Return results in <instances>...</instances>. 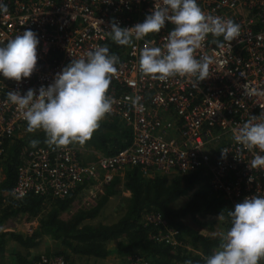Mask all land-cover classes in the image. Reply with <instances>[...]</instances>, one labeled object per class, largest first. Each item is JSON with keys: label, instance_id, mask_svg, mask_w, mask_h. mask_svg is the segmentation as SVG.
<instances>
[{"label": "built area", "instance_id": "1", "mask_svg": "<svg viewBox=\"0 0 264 264\" xmlns=\"http://www.w3.org/2000/svg\"><path fill=\"white\" fill-rule=\"evenodd\" d=\"M7 13L0 14V46L16 35L32 30L37 34V66L21 82L0 75V183L7 147L13 140L29 136L27 122L15 105L7 101L8 91L47 87L73 58H82L96 46H107L120 59L118 75L108 95L114 97V111L105 118L119 120L131 132V142L109 156L90 163L71 146L57 148L47 143L29 146L16 169V181L5 198L20 201L29 195L64 199L89 187L85 204L94 202L100 189L128 169L137 168L143 177L187 175L201 170L211 192L229 201L230 211L245 197H264V167L252 168L253 153L237 144L232 129L251 115L264 112V0H197L208 14L232 19L241 26L231 45L218 48L211 34L198 50L215 63L211 77L194 86L188 77L165 81L141 73L139 54L146 40L162 47L174 27L166 23L160 33L150 34L133 46H120L108 34L111 22L131 28L151 14L155 0H0ZM102 21V22H101ZM223 42V37L218 38ZM257 94H249L248 90ZM140 97L139 105L132 101ZM38 131V130H37ZM228 149L226 158L221 151ZM255 154L264 155L259 150ZM3 174V175H2ZM5 198L2 200L4 203ZM146 224L164 226L159 214L145 217ZM179 232L164 229L151 237L169 246L179 245ZM28 264H69L63 256L40 254ZM125 264H150L141 256ZM264 264V260L260 261Z\"/></svg>", "mask_w": 264, "mask_h": 264}, {"label": "clouds", "instance_id": "2", "mask_svg": "<svg viewBox=\"0 0 264 264\" xmlns=\"http://www.w3.org/2000/svg\"><path fill=\"white\" fill-rule=\"evenodd\" d=\"M7 13V5L0 3V14ZM102 22V21H101ZM166 23L174 27L165 37L162 47L146 40L139 54V68L143 75L165 81L171 77L194 78L197 86L211 75L213 57L198 50L211 34L218 48L236 40L241 26L232 19L206 14L197 0H155L151 14L143 23L123 28L111 22V39L120 46H135L134 41L144 40L150 34L160 33ZM223 37V42L218 38ZM39 40L32 30L16 35L0 46V75L7 80L21 82L32 76L37 66ZM120 59L110 53L107 46H96L82 58H73L54 82L47 87L8 91L7 101L20 111L27 122L28 133L42 130L46 143L57 148L73 143L84 145L100 127L106 115L114 111V97L108 95L112 79L118 75ZM257 94L256 90H248ZM140 97L132 103L139 105ZM234 139L243 149L252 152V168L264 167V112L251 115L242 125L232 129ZM38 141L33 140L35 147ZM226 158L228 149L220 150ZM231 227L221 233L219 249L207 259L206 264H260L264 260V197L248 196L229 211ZM218 219L222 220L220 215ZM185 264H192L190 260Z\"/></svg>", "mask_w": 264, "mask_h": 264}, {"label": "trees", "instance_id": "3", "mask_svg": "<svg viewBox=\"0 0 264 264\" xmlns=\"http://www.w3.org/2000/svg\"><path fill=\"white\" fill-rule=\"evenodd\" d=\"M46 139V134L41 130L33 140L38 141L36 146H41L46 144ZM130 142L129 128L118 119L109 117L101 121L98 130L84 145L104 155H112ZM8 149L4 179L0 183V222L21 216L24 221L35 219L38 226L28 234L15 233L11 229L1 231L0 251L7 239L29 249L35 247L42 237H48L74 255L101 259L111 254L117 257L141 256L150 264H185L187 260L192 264H206L207 259L219 249L221 237L204 235L184 223L187 217L229 216V201L209 190L204 171L173 177L158 175L146 178L139 169H128L122 179V186L130 193L124 215L112 224L89 225L84 222L95 218L109 197L116 193L119 179L114 178L104 186L103 195L93 207L79 209L63 219L62 213L70 209L79 190L57 200L33 195L20 201L5 198V194L8 195L15 184L17 166L28 146L26 148L25 143L15 140L12 144L9 143ZM197 186L199 188L192 192L180 208H172L175 201ZM151 211L159 213L169 227L179 232V245L173 247L151 238L156 230L140 223L142 215ZM229 220L231 222V217ZM112 244L114 246L110 247ZM63 253L55 255L63 256ZM28 263L26 258L19 257L17 264Z\"/></svg>", "mask_w": 264, "mask_h": 264}, {"label": "rangeland", "instance_id": "4", "mask_svg": "<svg viewBox=\"0 0 264 264\" xmlns=\"http://www.w3.org/2000/svg\"><path fill=\"white\" fill-rule=\"evenodd\" d=\"M39 131H41V130L33 132V133L29 134V136H27L26 138H23V140H21L23 143H25L26 148H27V146L28 147L31 146L30 141H32L34 139V136L37 133H39ZM14 141L15 140H13L11 142V144ZM69 146L76 149L78 155H80L82 158L86 159V158H90V156L94 157L93 155H95L94 151H92L89 147L87 148L85 145H80L79 143H73V144H70ZM8 147H9V144H8ZM8 147H7V153L9 150ZM96 154H97V152H96ZM5 164H6V160L4 159V162L1 165V168L3 171H4V165ZM173 176H175V175H171L169 177H173ZM198 188L199 187L197 186L194 190L190 191L184 197L177 200L174 203V206H179V204L181 203V200L183 201L184 198L188 199V197L192 194V192L196 191ZM88 192H90V191L88 190L84 194L82 192V195H80V198H82V199H80L78 201V203H76V204H74V206H72L71 211L69 213L62 214L63 219H67L72 212H76V210H78L80 208V206H82V204L86 203L87 199L89 198ZM101 195H103V189H101V192L97 193L96 199L94 200L95 203ZM126 195H127V192H125V189L122 186V184L121 183L118 184L116 186V193L109 197V199L107 200L105 205L99 211L98 215L91 220H86L84 223L89 224V225H97V224H110L112 222H115L125 212L127 202H128V197ZM83 198H84V200H83ZM94 202H92V205H90V207L95 205ZM184 223L186 225H188L189 227L193 228L195 231H198L200 233H203L204 235L211 236V237H221V233H226V231L229 230L231 227V222L226 217H223L222 220L218 219V217L213 218L212 216H205V217H199L198 216V217H195L194 219L187 217L184 220ZM0 225L5 226L6 228H9V229L24 230L26 233L27 232L29 233L32 230H35L36 229L35 227L38 226L35 219L24 221V219L21 216L4 220V221L0 222ZM179 237H180V235H179ZM179 237H178V241H179ZM49 245L53 246L54 244L52 242H50ZM57 247L54 248L53 250L49 251V252H52V253L61 252L62 250H60ZM61 248H63V247L61 246ZM15 250H16V253L18 251H20L22 254H24L26 252L23 248H21L18 245H16ZM30 253H31V255H36V256L39 255V254H34V251H30ZM32 257H34V256H32Z\"/></svg>", "mask_w": 264, "mask_h": 264}, {"label": "crops", "instance_id": "5", "mask_svg": "<svg viewBox=\"0 0 264 264\" xmlns=\"http://www.w3.org/2000/svg\"><path fill=\"white\" fill-rule=\"evenodd\" d=\"M109 118V117H108ZM106 119V118H105ZM91 149V148H90ZM92 151H94L93 149H91ZM96 152H97V154H96ZM94 154L95 155H93L94 157H92V156H90V158H86V161L87 162H90V163H92V162H94V161H96V158L98 157V156H109V155H104V154H102V153H100V152H98V151H94ZM114 178H117V179H119L120 180V183L122 184V179H123V175H120V176H116V177H114ZM147 178V177H146ZM104 187V186H103ZM103 187L101 188V189H103ZM89 187H85L84 188V190L86 191L87 189H88ZM101 189H100V191L99 192H101ZM85 191L83 192V194L85 193ZM125 192H127V197H128V201H129V198H130V193L127 191V190H125ZM80 195H82L81 193L80 194H78V196H77V198L75 199V201L72 203V205H71V207H70V209L68 210V211H66V212H64V213H69L70 211H71V208H72V206H74V204H76V203H78V201L80 200V199H82V198H80ZM184 197V196H183ZM79 198V199H78ZM182 198V197H181ZM181 198H179V199H181ZM178 199V200H179ZM83 200H84V198H83ZM186 200L187 199H183V201L181 200V203L179 204V206H174V203L176 202H174L171 206H172V208H175V209H178V208H180L185 202H186ZM95 203V202H94ZM93 203V204H94ZM85 205V206H84ZM90 205H92V202H90L89 200H88V203L87 204H82V206H80V208L79 209H84L85 207L86 208H88V207H90ZM94 206V205H93ZM92 206V207H93ZM128 207V202H127V206H126V208ZM78 209V210H79ZM77 211V210H76ZM125 211H126V209H125ZM64 213H62V214H64ZM74 212H72L71 214H73ZM125 213V212H124ZM124 213H123V215H124ZM159 214V213H157V212H153V211H151V212H145L143 215H142V217H141V219H140V223L142 224V225H144V226H151V227H153L155 230H156V233L154 234V235H158L159 234V232L160 233H162V232H164V229H174V228H171V227H169L168 226V224L163 220V218L161 217V215H160V217H161V219H162V221L164 222V226H155V225H153V224H146L145 223V217L147 216V215H150V214ZM70 214V215H71ZM122 215V216H123ZM121 216V217H122ZM61 217H62V215H61ZM70 217V216H69ZM120 217V218H121ZM213 217V216H212ZM119 218V219H120ZM213 218H215V217H213ZM217 218V217H216ZM226 218H230V216H228V217H226ZM118 219V220H119ZM118 220H116L115 222H117ZM115 222H112V223H115ZM112 223H110V224H112ZM26 228V227H25ZM35 228H37V227H35ZM34 228V229H35ZM5 229H9V228H6L5 226H2V225H0V232L1 231H5ZM13 232H15V233H22V234H28V232L26 233L24 230H14V229H11ZM32 232V231H31ZM31 232H29V233H31ZM153 235V236H154ZM50 242H52L54 245L53 246H51V245H49V243ZM16 245H18V246H20L19 244H17L16 242H14V241H12V240H10V239H7L5 242H4V244H3V246H2V249H1V251H0V264H17L18 263V259H19V257H21V258H26V260L27 261H29L30 259H32V258H34V257H36V255H31V253H30V251H34V254H51L52 252H49V251H51V250H53L54 248H56L57 246V248H59L60 250H62L61 252H64L63 254H64V258H66V261L69 263V264H124L125 263V259L127 258V257H117V256H115L114 254H111V255H109L108 257H106V258H104V259H101V258H95V257H89V256H80V255H74V254H72V253H70L68 250H65L64 249V247L63 248H61V245L59 244V243H57V242H55V241H53V240H51L50 238H48V237H42L41 239H39V242L37 243V245L35 246V247H33V248H29V249H24L23 247H21V248H23L26 252L24 253V254H22L20 251H18L17 253H16V250H15V248H16ZM114 246V244H112L110 247H113ZM37 249V250H36ZM45 251V252H44ZM52 254H55V253H52ZM32 256H34V257H32ZM38 256V255H37Z\"/></svg>", "mask_w": 264, "mask_h": 264}]
</instances>
